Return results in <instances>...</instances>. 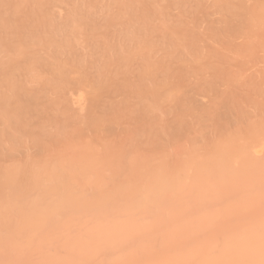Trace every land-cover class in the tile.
I'll list each match as a JSON object with an SVG mask.
<instances>
[{"label": "bare ground", "instance_id": "1", "mask_svg": "<svg viewBox=\"0 0 264 264\" xmlns=\"http://www.w3.org/2000/svg\"><path fill=\"white\" fill-rule=\"evenodd\" d=\"M0 264H264V0H0Z\"/></svg>", "mask_w": 264, "mask_h": 264}]
</instances>
